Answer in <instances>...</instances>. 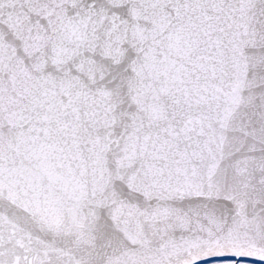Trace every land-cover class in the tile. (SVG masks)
<instances>
[{
  "label": "snow or ice",
  "instance_id": "1",
  "mask_svg": "<svg viewBox=\"0 0 264 264\" xmlns=\"http://www.w3.org/2000/svg\"><path fill=\"white\" fill-rule=\"evenodd\" d=\"M228 256L264 261V0H0V264Z\"/></svg>",
  "mask_w": 264,
  "mask_h": 264
},
{
  "label": "water",
  "instance_id": "2",
  "mask_svg": "<svg viewBox=\"0 0 264 264\" xmlns=\"http://www.w3.org/2000/svg\"><path fill=\"white\" fill-rule=\"evenodd\" d=\"M234 259H236V257H234V256L217 257V258H212V259H209V260L199 261L198 264H204V263L211 262V261H215V260H234ZM240 259L243 260V261H254V262L264 263V261L250 259V258H245V257H241Z\"/></svg>",
  "mask_w": 264,
  "mask_h": 264
},
{
  "label": "rangeland",
  "instance_id": "3",
  "mask_svg": "<svg viewBox=\"0 0 264 264\" xmlns=\"http://www.w3.org/2000/svg\"><path fill=\"white\" fill-rule=\"evenodd\" d=\"M236 264H240V263H236Z\"/></svg>",
  "mask_w": 264,
  "mask_h": 264
}]
</instances>
